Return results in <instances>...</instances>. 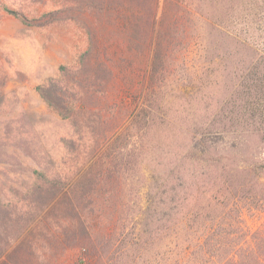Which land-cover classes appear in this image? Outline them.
Instances as JSON below:
<instances>
[{
	"label": "rangeland",
	"instance_id": "obj_1",
	"mask_svg": "<svg viewBox=\"0 0 264 264\" xmlns=\"http://www.w3.org/2000/svg\"><path fill=\"white\" fill-rule=\"evenodd\" d=\"M57 1L43 0L34 12L22 10L34 17ZM157 1L156 19L165 12L166 63L152 84L154 27L143 24L132 36L137 25L133 18L128 22V11L80 17L97 35L93 58L106 61L112 71L105 95L94 100L108 115L101 151L117 134L125 135V149L117 154L120 169L103 186L102 207L88 215L87 230L96 245L109 241L104 264H212L207 248H223L242 233L245 248H264V111L254 122L234 115L240 113L236 92L247 70L264 62V0ZM77 28L28 26L0 6V198L5 202L31 183L33 168L51 172L61 154L60 137L73 134L34 87L74 60L82 40ZM141 112L145 117L133 124ZM217 199L222 203L215 206ZM224 228L241 231L223 240ZM197 240L206 252L197 249L183 259L181 251L195 252L191 245ZM56 241L50 247L68 248L62 264H75L80 247L62 235Z\"/></svg>",
	"mask_w": 264,
	"mask_h": 264
},
{
	"label": "trees",
	"instance_id": "obj_2",
	"mask_svg": "<svg viewBox=\"0 0 264 264\" xmlns=\"http://www.w3.org/2000/svg\"><path fill=\"white\" fill-rule=\"evenodd\" d=\"M40 3L43 0H0L1 9L25 25L48 28L72 23L82 31L74 60L61 63L57 73L46 76L34 87L47 108L71 125L73 134L60 137L61 154L51 172L33 168L32 181L25 190H14L15 197L6 202L0 198V264H62L61 259L68 248L50 247L57 242L56 235H62L72 246L80 247L75 264H95L98 260L104 264L103 256L110 249L109 241L104 238L103 244L101 240L100 246L95 244L93 234L87 230V218L102 207L103 186L107 180L115 179L120 169L117 154L125 149V135L117 134L101 151L100 139L104 137L108 115L94 105V100L98 95H105L112 71L106 61L93 58L99 50L97 35L80 17L88 13L100 19L110 18L114 10L128 11L129 21L124 20L125 24L133 18L137 25L132 36H138L143 24L154 27L155 44L150 64L152 84L154 76L163 71L166 63L165 12H160L156 19L157 0H58L54 8L34 17L27 16L22 10L25 6L34 12ZM119 17L117 15L115 19ZM247 72L243 79L249 78L250 82L245 84L244 81L241 85L244 89L236 92L239 101L236 107L240 113L235 110L234 115L235 119H238L236 115H241L245 116L244 121L254 122L264 111V62L252 64ZM109 113H114L113 107L109 108ZM141 114L133 118V124H139L145 117ZM219 201L217 199L213 205H221ZM238 219L236 222L242 225L241 218ZM223 231L224 240L225 235L241 229L236 232L224 228ZM242 235L239 234L236 240L230 238L227 243H234L232 248H224L227 243L222 244L223 248H207L211 252V263L264 264V248H245L241 243L247 239L245 234ZM198 241L191 245L195 252L183 247L180 256L183 259L191 254L195 256L197 249L201 255L206 252ZM236 245L239 246L236 248Z\"/></svg>",
	"mask_w": 264,
	"mask_h": 264
}]
</instances>
